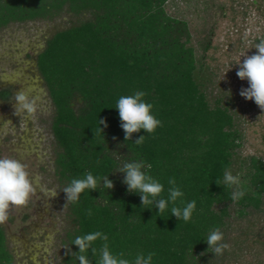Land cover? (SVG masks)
Wrapping results in <instances>:
<instances>
[{"label": "trees", "instance_id": "16d2710c", "mask_svg": "<svg viewBox=\"0 0 264 264\" xmlns=\"http://www.w3.org/2000/svg\"><path fill=\"white\" fill-rule=\"evenodd\" d=\"M167 1L0 0V31L13 23L53 20L62 13L76 19L87 15L55 31L35 57L52 105L50 131L59 186L87 172L108 175L114 182L113 189L101 183L97 191L81 194L77 204L68 203L72 227L65 233L66 247L77 236L100 231L107 235L110 250L130 261L139 253L154 252L152 264H206L198 254L212 253L207 235L227 224L233 201L223 176L226 169L232 172L241 131L230 102L211 95L210 77L190 45L188 24L166 13ZM136 91L147 93L144 99L153 104L152 114L163 126L153 134L133 133L131 141H124L115 106L120 96ZM11 99L10 88L0 90V100ZM99 119L108 127L98 125ZM140 135L146 139L137 146L133 142ZM134 161L152 165L145 171L164 185V197L168 179L174 177L184 192L183 203H170L162 215L155 207L144 208L139 194L129 193L122 183L124 174L117 172ZM242 165L239 175L247 192L233 202L239 216L264 204V159L251 156ZM193 200L191 221L171 215L172 206L182 208ZM101 244L97 240L94 246L99 249ZM70 248L78 252L75 245ZM66 251L59 264H79ZM87 255L95 264L98 255ZM0 264H13L1 226Z\"/></svg>", "mask_w": 264, "mask_h": 264}, {"label": "rangeland", "instance_id": "374dc122", "mask_svg": "<svg viewBox=\"0 0 264 264\" xmlns=\"http://www.w3.org/2000/svg\"><path fill=\"white\" fill-rule=\"evenodd\" d=\"M166 13L187 22L190 45L204 63L211 95L229 101L241 131V146L236 150L232 174H239L251 156L264 159V112L251 100L239 95L249 85L236 76L244 53L252 55L264 38V0H168ZM82 15L77 19H84ZM76 18L62 13L53 20L13 23L0 31V90L10 88V101L0 100V156L9 155L28 165L33 177L46 188L58 190L47 201L38 194L21 210H13L1 227L13 264H59L65 249V233L72 227L65 194L54 174L55 144L50 131L52 105L37 72L35 57L55 31L73 25ZM208 45L205 50L204 47ZM23 89L41 98V109L26 126L13 114L14 96ZM230 92V93H229ZM11 121V125L5 122ZM5 124V125H4ZM4 126V127H3ZM229 204L224 242L231 250L221 256L199 253L206 264H264V204L244 216Z\"/></svg>", "mask_w": 264, "mask_h": 264}, {"label": "clouds", "instance_id": "9594fccd", "mask_svg": "<svg viewBox=\"0 0 264 264\" xmlns=\"http://www.w3.org/2000/svg\"><path fill=\"white\" fill-rule=\"evenodd\" d=\"M256 52L252 55L244 53L243 62L236 64L238 70L236 76L240 80H247L248 87L242 88L239 95L245 100L254 101V103L264 112V38L255 43ZM230 93V92H229ZM147 95L144 91H136L132 95L120 96L115 108L118 110L120 127L124 132V141H131L133 133H139L143 130L147 134L155 133L158 127H162V122L152 114L153 104L146 102L144 97ZM13 114L20 117V124L26 126L29 120L36 117L41 109V98L39 96H30L21 89L13 99ZM11 125V121L5 122ZM4 124V125H5ZM98 125L107 128L108 125L104 119L98 120ZM4 127V126H3ZM97 131L102 134L103 129L99 126ZM115 139V137H113ZM146 139L145 135H140L133 142L141 146ZM152 165L144 161L125 162L120 168V173L124 174L122 183L127 186L129 193L139 194L141 205L144 208L151 209L155 207L157 213L162 215L169 209V204L175 205L178 200L183 203L184 192L176 185L174 177L168 179V195L164 197V185L149 174ZM103 185L104 189H113L114 182L108 178L94 176L91 172L84 174L82 178H73L62 191L65 194L66 206L68 203L77 204L81 194L90 191H97L98 187ZM219 186L220 182L216 181ZM223 184L232 189L231 200L239 202L247 192L245 182L241 180L240 175H233L230 169L224 171ZM50 201L57 197L58 190L55 188L42 187L38 178L33 177L27 164L14 156H0V226L4 225L9 219L13 210H21L28 207L38 194ZM150 206V207H149ZM196 210V202L189 201L184 207L172 206L171 215L177 220L184 222L192 220L193 213ZM86 214L91 217L92 210L88 209ZM99 240L102 244L99 249L94 245ZM106 234L95 231L92 233L77 236L70 245H75L78 252H72L70 245L65 247L66 255L76 256L79 264H92L87 253L90 251L93 257L98 255L95 264H152L154 252L147 255L139 253L134 260L124 258V254H114L107 243ZM205 242L208 249L212 250L215 256H221L224 252L230 251L231 246L224 242V233L219 228H214L209 232Z\"/></svg>", "mask_w": 264, "mask_h": 264}, {"label": "flooded vegetation", "instance_id": "af4514ba", "mask_svg": "<svg viewBox=\"0 0 264 264\" xmlns=\"http://www.w3.org/2000/svg\"><path fill=\"white\" fill-rule=\"evenodd\" d=\"M2 89H7V88H2ZM2 89H1V90H2ZM11 93H12V96H13V92H12V90H11Z\"/></svg>", "mask_w": 264, "mask_h": 264}]
</instances>
